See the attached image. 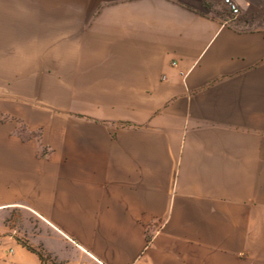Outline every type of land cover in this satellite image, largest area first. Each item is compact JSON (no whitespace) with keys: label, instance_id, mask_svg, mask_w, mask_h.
Returning a JSON list of instances; mask_svg holds the SVG:
<instances>
[{"label":"crops","instance_id":"obj_1","mask_svg":"<svg viewBox=\"0 0 264 264\" xmlns=\"http://www.w3.org/2000/svg\"><path fill=\"white\" fill-rule=\"evenodd\" d=\"M226 11V10H225ZM0 264H264V32L204 0H0Z\"/></svg>","mask_w":264,"mask_h":264},{"label":"rangeland","instance_id":"obj_2","mask_svg":"<svg viewBox=\"0 0 264 264\" xmlns=\"http://www.w3.org/2000/svg\"><path fill=\"white\" fill-rule=\"evenodd\" d=\"M208 8L219 15L227 16L225 11V5L223 0H204ZM239 5V17L238 22L251 30L264 32V0H233ZM14 17L8 14H0V71H3L5 65L9 63L16 48L15 45V29L10 22ZM9 226L16 230V233H20L22 236L21 241L25 246L31 247L29 237H41L43 232L42 222L29 215H25L22 212H14L8 219ZM32 248V247H31ZM40 251H37L42 256V248L39 246ZM45 264H57V262L51 257L47 256L43 258Z\"/></svg>","mask_w":264,"mask_h":264},{"label":"built area","instance_id":"obj_3","mask_svg":"<svg viewBox=\"0 0 264 264\" xmlns=\"http://www.w3.org/2000/svg\"><path fill=\"white\" fill-rule=\"evenodd\" d=\"M225 5V10L228 13L227 15V23L232 26H237V20L239 17V5L235 3L233 0H223Z\"/></svg>","mask_w":264,"mask_h":264},{"label":"trees","instance_id":"obj_4","mask_svg":"<svg viewBox=\"0 0 264 264\" xmlns=\"http://www.w3.org/2000/svg\"><path fill=\"white\" fill-rule=\"evenodd\" d=\"M29 249V251H31L32 253H35L39 256V258L41 259V261L45 264L44 260H43V257L41 256L40 253L37 252V250H35L34 248H31V247H28V246H25Z\"/></svg>","mask_w":264,"mask_h":264}]
</instances>
